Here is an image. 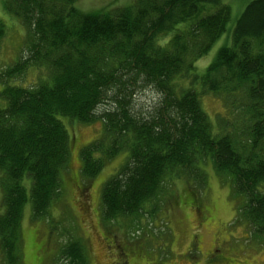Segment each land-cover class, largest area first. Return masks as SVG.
<instances>
[{
    "label": "trees",
    "instance_id": "trees-1",
    "mask_svg": "<svg viewBox=\"0 0 264 264\" xmlns=\"http://www.w3.org/2000/svg\"><path fill=\"white\" fill-rule=\"evenodd\" d=\"M79 2L1 0L4 14L24 29L22 55L0 72L5 264L22 262L26 206L33 219L54 218L61 174L68 171L70 136L63 119L100 118L95 113L106 89L135 73L159 94V107L140 117L127 102H117L121 107L102 115L101 138L80 152L84 183L105 161L125 153L101 189L104 227L128 230L127 223L139 222L145 213L153 219L164 184L190 177L203 184L208 160L242 200L237 218L264 237V0H249L235 17L222 0H134L94 11L82 10ZM227 33L228 40L199 72L196 62ZM4 35L0 21V45ZM29 69L45 76L27 87L13 82ZM202 93L223 100L218 132L201 107ZM59 254L67 264H87L75 236Z\"/></svg>",
    "mask_w": 264,
    "mask_h": 264
},
{
    "label": "rangeland",
    "instance_id": "rangeland-1",
    "mask_svg": "<svg viewBox=\"0 0 264 264\" xmlns=\"http://www.w3.org/2000/svg\"><path fill=\"white\" fill-rule=\"evenodd\" d=\"M133 1L80 0L78 6L84 11H94ZM222 1L231 7L235 17L249 0ZM0 21L5 24L0 45L1 72L22 55L19 52L24 29L17 18L4 14L1 0ZM228 36L227 33L221 37L207 55L196 62L199 72L212 61ZM43 72L29 69L13 82L27 87L37 83L39 76L44 77ZM106 90L95 113L100 118L89 123L63 119L70 136V149L68 171L61 174L60 199L53 206L51 221L33 219L30 207L26 206L21 224L22 262L19 264H67L59 251L72 236L81 241L87 264H264V237L251 233L237 218L243 202L208 160L203 163V184L191 177L170 179L164 184L166 189L153 219L145 213L139 222L127 223L128 230L116 225L105 224L104 227L100 214L101 189L105 180L120 167L125 153L120 152L105 161L100 172L84 183L80 175L81 149L101 138L102 115L106 109L121 107L117 102H127L136 115L147 117L159 107L160 101L159 94L147 86L142 74L130 75L123 83ZM200 104L218 132L220 118L225 114L223 100L214 94L202 93ZM83 186L87 187L82 191ZM63 209L69 210V215H61ZM64 229L67 231L62 234ZM1 254L0 251V264H5ZM218 254L226 260L215 262L213 255Z\"/></svg>",
    "mask_w": 264,
    "mask_h": 264
},
{
    "label": "flooded vegetation",
    "instance_id": "flooded-vegetation-1",
    "mask_svg": "<svg viewBox=\"0 0 264 264\" xmlns=\"http://www.w3.org/2000/svg\"><path fill=\"white\" fill-rule=\"evenodd\" d=\"M226 260L225 257L222 255V254H218V255H213V260L216 262V261H222V260ZM127 264V263H126Z\"/></svg>",
    "mask_w": 264,
    "mask_h": 264
}]
</instances>
